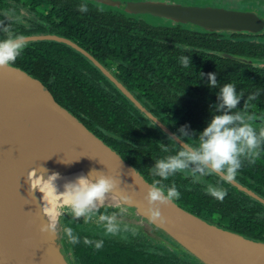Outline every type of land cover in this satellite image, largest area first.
<instances>
[{
    "label": "trees",
    "instance_id": "16d2710c",
    "mask_svg": "<svg viewBox=\"0 0 264 264\" xmlns=\"http://www.w3.org/2000/svg\"><path fill=\"white\" fill-rule=\"evenodd\" d=\"M24 1L29 3L35 12H37L36 7L43 2L53 4L54 9L47 16L43 14L38 16L53 23L54 29L89 45L96 40H102L100 44L104 46L105 40L117 38L118 30L108 25L124 22L122 16L116 14L63 11V7H79L83 4V2H74L75 0ZM4 4L9 6V3ZM54 16L61 19L59 24ZM3 18L4 15L0 13V23H3ZM37 26L38 29L43 30L40 22ZM17 30L18 34L28 32L22 28ZM168 33H172L171 36L164 39L171 43H159L155 40L152 41L153 44L145 43L147 52L151 56L146 61L145 71H156L158 75L186 91L183 93L193 94L194 99L170 100L163 93L160 97L156 92L151 91L149 97L157 106L155 112L159 116L180 133L183 128L182 134L196 146L199 133L214 115L220 114V112L202 110V106L206 104L203 98L206 97L208 101L219 99L221 86L232 83L236 86L237 92L242 93L240 101L247 104L250 109L241 112L254 116L253 121L256 123H251L257 131L264 128V122L255 120H264V66H261L264 61L259 60L249 64L246 61L235 62L223 57L219 59L206 52L207 44L202 35L189 32L187 29L185 31L171 29ZM33 43L25 47L13 65L20 66L42 81L59 103L72 111L91 130L131 163L141 168L144 173H152L150 169L154 168L158 159L176 153L174 146L163 141L165 134L155 124L151 123L154 129L145 128L143 123L135 120L120 103L98 93L93 89L94 87L90 89V81L81 77L75 68L76 60L64 55V51L56 45L60 43L45 40ZM182 56L190 58L188 68L180 64L179 60ZM129 72L136 79L137 73L130 70ZM209 73L216 75L217 85L214 87L208 84ZM195 95L200 97L196 98ZM250 95L254 97L251 101L248 100ZM145 120L147 123L150 122L146 117ZM167 138L173 145H177L172 139ZM179 148L182 149L181 146ZM199 175L196 173L197 177ZM235 177L264 196V151L255 163L244 161ZM152 180L156 182L160 178L154 175ZM161 183L166 186L175 184L181 194L176 199L177 202L191 212L246 236L264 240V204L218 175L200 177V181L197 182L189 169L177 172L168 180H161ZM210 183L226 187L224 190L227 195L222 201L207 193L206 188ZM239 194L245 195L251 201L247 202ZM83 222L75 219L71 213H67L63 219L64 227L73 228L74 234L81 238L80 243L75 245L68 241V252L73 264H201L191 256L182 255L177 250L157 243L148 235L158 246L153 244V247L147 245L135 248L129 244V241L123 242L114 238L115 236L105 235L100 222L96 221L97 224L93 222L90 225ZM84 237L94 241L103 240V247L96 249L94 244L85 245Z\"/></svg>",
    "mask_w": 264,
    "mask_h": 264
},
{
    "label": "water",
    "instance_id": "95a60500",
    "mask_svg": "<svg viewBox=\"0 0 264 264\" xmlns=\"http://www.w3.org/2000/svg\"><path fill=\"white\" fill-rule=\"evenodd\" d=\"M98 1L122 7L130 13L150 12L175 24L194 22L212 31L255 32L257 27H264V21L252 11L185 6L162 0ZM25 37L26 41L50 39L67 43L109 74L90 52L69 38L53 34ZM124 92L178 144L182 147L190 145L126 89ZM27 97L36 101L43 115L67 142L79 166L93 174L94 178L103 174L116 181L112 190L119 194L120 205L126 211L121 212L119 208L110 206L115 203H105L96 213H115L123 225L144 232L157 243L191 256L201 264H264V240L211 222L184 208L177 200L166 204L159 201L150 203L147 197L154 183L59 103L37 78L13 64L0 67V264H73L68 252V239L63 231V219L67 213H71L68 206L61 207L55 231L49 232L38 215V206L41 204L39 191L35 187L23 190L26 183L21 170L28 160L45 169L68 159L64 154L37 159L42 144H27L19 134V126L13 122L12 114ZM255 120L264 122L263 119ZM28 123L31 124L32 120L29 119ZM229 182L264 204L263 196L235 177ZM156 208L160 210V217L153 216Z\"/></svg>",
    "mask_w": 264,
    "mask_h": 264
},
{
    "label": "flooded vegetation",
    "instance_id": "af4514ba",
    "mask_svg": "<svg viewBox=\"0 0 264 264\" xmlns=\"http://www.w3.org/2000/svg\"><path fill=\"white\" fill-rule=\"evenodd\" d=\"M118 1H140V0H118ZM162 1L175 2L185 6L225 7L231 10H240L238 8L236 9L233 7L239 4L240 7H244L243 4H245L246 7H249L251 9L242 10V11L255 12L264 21V0H162ZM74 2H79V3L83 2V4H87L88 11L94 14L99 13V14L121 15L122 20L124 21L123 23L118 25L115 24L108 25L110 28H114L115 30H118V33L116 35L117 38L105 40L106 44L104 46L100 44L102 40H96L91 43L92 45H89V43H83V41L74 39L70 36H67L63 32L59 31L58 29H54L55 26L53 23L46 21L44 17L40 18L38 16V14H43L44 16H47L51 11H53L54 9L53 4L43 2L36 7L37 12H35L31 8V5L29 3H25L24 0H21L19 2L16 0H0V13L4 15V18L2 19L3 23H0V39L15 37L16 35H18L17 28L19 29L22 28L28 30V32L22 33V35L24 36L53 34V35L64 36L66 38L73 40L78 45H80L88 52H90L103 65V67L108 71V73L111 76L106 72H104L102 68H100L96 63H94L87 55H85L83 52H81L77 48L67 43L57 40H50V39H35V40L26 41L27 44L26 47H28L29 45H33L34 44L33 42L42 41V40L60 43L56 45L59 46L64 51L65 53L64 55L71 56L74 60H76L75 68H77V70L79 71L78 74L81 77H85L88 81H90V87H89L90 89L94 87L93 89H95L98 93L108 96L109 99L115 100L116 102L120 103L125 110H127L132 114V117L135 120L143 123L142 125L145 128L147 127L148 129H154L152 124H155L165 134L163 141L168 142L170 146H174L173 149L176 152L180 150L179 146L181 145L178 144L166 132H164L153 120H151L141 110V108L132 99H130L124 92V89H126L131 95H133V97L136 98L137 101H139L141 105H143L147 110L152 112L161 121H163V123H165L171 130H173L176 134H178L185 142L194 146L189 140L185 138V136L182 134V131L181 133L177 131L173 126L170 125L169 122L165 121L161 116H159L155 112L157 106L152 103L151 98L149 97V93L153 91L156 92L158 96H160L161 93H163L170 100L179 99L183 101L189 98L194 99V96L191 93L190 94L183 93L186 91H183L182 89L178 88L177 84L172 83L171 81L167 80L161 75H158L156 71H145L146 61L149 58H151V56L147 52L148 50L145 47V43L153 44L152 42L153 40L159 43L161 42L171 43V41L164 39V38H169L171 36L172 33H168V31H170L171 29L174 30L181 29L185 31L187 29L189 32H194L199 35H202L203 39L207 44L206 52L210 55L216 56L219 59L223 57L225 59H229L230 61L232 60L235 62L246 61L249 64L259 60L264 61V27L263 28L257 27L255 32H236L230 30L212 31L194 22H178L175 24L169 19L155 15L150 12L130 13L122 7L114 6L104 1L75 0ZM219 2H223V3L229 2L230 5L236 2L237 5L226 7L224 5H218ZM4 3H9V6H6V4ZM79 7L76 6L63 7L64 8L63 11L77 12L80 11ZM22 9L27 10V13H31L32 15H34V17L29 18L27 22H23L22 20L19 19L16 20V17L22 14ZM54 19L56 20V22H58V24L61 21V19L57 18L56 16H54ZM39 22L41 23L43 30L38 29L37 24ZM5 29H7V31H5ZM261 66H264V63ZM129 70L137 73V77H136L137 80L130 74ZM113 78H115L118 82H115ZM86 79H84V81ZM40 82L47 88V86L42 81ZM118 83H120L122 87L119 86ZM48 91L52 94V92L49 89ZM199 97H200L199 95L196 96V98ZM203 100L206 102V104L202 106L201 108L202 110L220 112L216 109V105L220 103L219 99L208 101V99L204 97ZM247 109L250 110L249 106L247 104H244V102L240 101L237 108L233 109L232 111L233 112L244 111ZM145 117L150 120L149 123L146 122ZM251 122L256 123L255 121H251ZM166 136L172 139L179 146L175 144L173 145L171 142H169ZM137 168L142 174H144V176L150 182L155 183L152 180L154 179V175L152 173L146 174L142 171L141 168L139 167ZM150 170L152 171V169ZM146 175H148V177ZM239 182L249 187L250 189L254 190L255 192H257L251 186H248L247 184L241 181ZM214 186L220 187L222 189L226 188L225 186H221V185H214ZM242 192L249 195L244 191ZM257 193L260 194L259 192ZM239 196L242 199H246L247 202L251 201L250 198H247L243 194H239ZM250 197L254 198L252 196ZM74 218L76 219V217ZM77 219L84 221L83 217ZM93 222L97 224L96 221H90L89 223L83 222V223L90 225ZM100 225H102V223ZM129 229H132V227H129ZM114 238L123 240V242L129 241V244L133 245L135 248L137 246L151 245L153 247V244L157 245L154 240H151V238L147 236V234L137 229L135 235H133L131 230L127 232L122 230L120 234L115 235Z\"/></svg>",
    "mask_w": 264,
    "mask_h": 264
},
{
    "label": "clouds",
    "instance_id": "9594fccd",
    "mask_svg": "<svg viewBox=\"0 0 264 264\" xmlns=\"http://www.w3.org/2000/svg\"><path fill=\"white\" fill-rule=\"evenodd\" d=\"M79 10L87 12V4H81ZM26 46V37L22 34L0 39V67L13 64ZM179 62L184 68H188L190 58L182 56ZM208 76L209 86H216L215 73H209ZM241 98L242 93L237 92L234 84L222 85L219 93L220 103L216 105L220 114L214 115L199 133L198 144L183 147L174 155H167L156 161L152 174L158 176L160 180H157L149 189L147 198L150 203L159 201L161 204H166L180 197L181 194L175 184L166 186L161 183V180L166 181L177 172L190 169L197 182L200 181V177L213 174L229 182L237 175L244 161L250 164L256 162L261 152L264 151V128L257 131L251 123L254 116L246 115L241 111H232L237 108ZM252 99L254 97L250 95L248 100ZM181 131L183 132L184 129L182 128ZM196 173L200 174L199 177L196 176ZM50 177L47 180L52 183L54 179L49 180ZM115 186L116 181L103 174L97 175L95 178L87 174L79 175L74 181L65 185L62 206H68L74 217H83L84 222L89 223L99 211V207L105 205L108 194ZM207 193L221 201L227 195L226 190L212 184L207 185ZM113 199L115 200V197ZM110 206L119 208L121 212L126 211L118 200ZM59 215L58 210L50 214L51 223L46 226V230L55 231ZM153 216L160 217L159 208L153 211ZM96 219L102 223L105 235L115 236L122 230L125 232L131 230L133 235L136 234V229H129L128 225H123L122 229V222L115 213L100 214ZM161 219L163 220V218ZM63 231L70 244L80 243L81 238L74 234L73 228L65 226ZM83 243L85 245L94 244L96 249L103 247V240L94 241L84 237Z\"/></svg>",
    "mask_w": 264,
    "mask_h": 264
},
{
    "label": "bare ground",
    "instance_id": "6f19581e",
    "mask_svg": "<svg viewBox=\"0 0 264 264\" xmlns=\"http://www.w3.org/2000/svg\"><path fill=\"white\" fill-rule=\"evenodd\" d=\"M29 119L32 120L31 124L28 123ZM12 120L19 126V134L23 136L27 144H42L43 147L37 159L59 154H64L68 157L65 162L46 167L45 169H41L37 163L28 160L21 170V176L26 183V187H23V190L27 187H35L39 191L41 204L38 206V215L41 222L47 226L51 223V213L57 210L60 213L62 212L65 185L70 181H74L79 175L87 174L93 177V174L79 166L67 142L56 132L33 98H25L15 108ZM48 177H50L49 180L54 179L52 183L48 182ZM113 197H115V200ZM117 200L120 202L121 197L111 190L105 203L114 204Z\"/></svg>",
    "mask_w": 264,
    "mask_h": 264
},
{
    "label": "rangeland",
    "instance_id": "374dc122",
    "mask_svg": "<svg viewBox=\"0 0 264 264\" xmlns=\"http://www.w3.org/2000/svg\"><path fill=\"white\" fill-rule=\"evenodd\" d=\"M218 5H224L226 7H229V6L237 5V3L235 2L232 5H230L229 2H227V3L219 2ZM243 5H244V7H240V4H239V5H237V6L233 7V8H236V9L238 8L240 10L251 9L249 7H246L245 4H243ZM22 12H23V15L21 14L20 16H17L16 20L19 19V20H22L23 22H27L29 18H33L34 17V15H32L31 13H27V10H25V9H22ZM206 190H207V188H206ZM99 215H100V213H96L95 216L93 217L92 221H97L96 217H98Z\"/></svg>",
    "mask_w": 264,
    "mask_h": 264
}]
</instances>
